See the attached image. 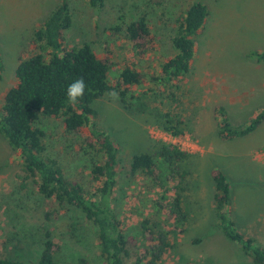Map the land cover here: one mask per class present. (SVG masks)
<instances>
[{
	"label": "rangeland",
	"instance_id": "obj_1",
	"mask_svg": "<svg viewBox=\"0 0 264 264\" xmlns=\"http://www.w3.org/2000/svg\"><path fill=\"white\" fill-rule=\"evenodd\" d=\"M60 1L0 0V109L17 83L19 62L38 52L34 33ZM202 2L209 17L196 36L191 70L181 82H164L160 64L175 55L176 20L190 0H105L97 9L86 0H69L72 25L65 32V45L89 43L99 57L110 52L115 62L109 74L113 86L127 66L145 76L142 85L129 91L125 104L119 94L118 99L108 94L93 105L99 126L122 149L118 212L125 233L146 246L140 226L155 212L151 197L143 196L146 182L129 174L132 158L142 153L157 156L162 143L175 144L188 154L180 164L187 173L184 182L159 156L156 161L169 184L183 188L188 221L165 227L172 248L160 264H254L219 229L212 171L219 169L228 176L236 227L264 247V125L247 137L227 141L219 137L215 118V109L221 107L232 125L245 128L264 109V96L257 87L264 80V65L251 63L256 53L264 52V0ZM141 17L146 18L154 43L144 56L134 51L125 32ZM251 88L258 94L254 98ZM167 114L187 122L185 136L176 138L163 131ZM40 126L49 154L60 161L66 175L92 185L94 155L85 141L89 132L68 134L61 118L44 119ZM22 176L16 153L0 134V256L36 263L50 236L58 264H84L82 260L104 264L95 228L85 215L73 207L60 211L40 195L34 179L24 181ZM56 209L58 213L52 214Z\"/></svg>",
	"mask_w": 264,
	"mask_h": 264
},
{
	"label": "trees",
	"instance_id": "obj_2",
	"mask_svg": "<svg viewBox=\"0 0 264 264\" xmlns=\"http://www.w3.org/2000/svg\"><path fill=\"white\" fill-rule=\"evenodd\" d=\"M92 8L104 7L105 0H86ZM209 8L202 0H190L188 8L176 20L173 37L175 55L160 64L161 78L166 83L181 82L189 74L195 57L196 36L202 32ZM72 16L69 0H61L44 25L33 35V44L38 52L22 59L16 69L17 83L5 95L0 109V134L16 153L24 181L35 180V186L46 201H53L59 210L73 207L80 210L95 228L104 264H160L172 248L171 233L165 227L174 228L188 221L180 185L172 186L161 174L156 157L169 165L172 173L183 182L187 173L180 164L188 154L175 144L162 143L156 155L137 154L132 158L129 174L142 178L143 196L151 197L150 217H145L140 230L146 246L137 236H128L119 218L118 192L122 174L120 145L111 134L99 126L98 111L94 103L115 92L125 104L127 94L134 86L142 85V72L125 67L115 86L109 82V74L115 67L111 53L99 57L89 43L66 47L65 32L71 28ZM128 41L134 51L144 56L153 48L152 30L145 17L125 27ZM264 61V52L254 55ZM3 59L0 50V71ZM86 84L83 99L70 104L68 86L78 78ZM158 77L156 78V80ZM219 120L218 133L223 140L247 137L264 123L262 109L245 127L231 124L223 108L215 109ZM163 131L179 138L188 132L182 118L171 114L164 116ZM61 118L68 134L90 135L85 139L89 153L94 155L91 168L92 185L69 178L60 161L51 156L47 149L46 135L41 128L44 119ZM215 184V201L219 217V229L232 243L238 245L244 255L254 264H264V247L243 234L237 227L233 215L231 184L228 176L219 169L212 171ZM53 212L52 214H57ZM51 215V213L47 214ZM166 215V218H163ZM55 243L47 236L43 253L36 263L3 258L0 264H58L55 260ZM81 263L87 264L84 260ZM191 264L190 262H186Z\"/></svg>",
	"mask_w": 264,
	"mask_h": 264
},
{
	"label": "clouds",
	"instance_id": "obj_3",
	"mask_svg": "<svg viewBox=\"0 0 264 264\" xmlns=\"http://www.w3.org/2000/svg\"><path fill=\"white\" fill-rule=\"evenodd\" d=\"M86 84L84 79L78 78L68 86L67 97L70 104H76L79 100L83 99L85 95ZM112 98L118 99V93L112 92L109 94Z\"/></svg>",
	"mask_w": 264,
	"mask_h": 264
},
{
	"label": "crops",
	"instance_id": "obj_4",
	"mask_svg": "<svg viewBox=\"0 0 264 264\" xmlns=\"http://www.w3.org/2000/svg\"><path fill=\"white\" fill-rule=\"evenodd\" d=\"M251 63L253 65H258L259 67H263L262 65H264V64H262V63H264V61H258V60H256V61L255 60H252ZM257 87L260 90L258 94H261L262 96H264V80ZM251 90H252L251 92H252V97L253 98L258 95V94H255L256 88H251ZM235 102L237 104L239 102V100L238 101H235ZM231 104H232V102H231ZM263 125H264V123L260 127H262ZM260 127L258 129H260Z\"/></svg>",
	"mask_w": 264,
	"mask_h": 264
}]
</instances>
